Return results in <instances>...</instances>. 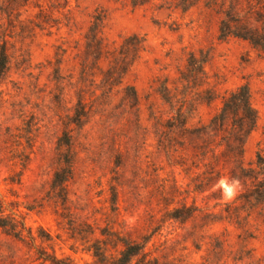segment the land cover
<instances>
[{"label":"rangeland","instance_id":"374dc122","mask_svg":"<svg viewBox=\"0 0 264 264\" xmlns=\"http://www.w3.org/2000/svg\"><path fill=\"white\" fill-rule=\"evenodd\" d=\"M222 20L264 34V0H0V202L24 227L0 228V264H96L123 241L131 264H264V206L236 201L230 125L208 128L245 86L240 160L264 157V48Z\"/></svg>","mask_w":264,"mask_h":264},{"label":"trees","instance_id":"16d2710c","mask_svg":"<svg viewBox=\"0 0 264 264\" xmlns=\"http://www.w3.org/2000/svg\"><path fill=\"white\" fill-rule=\"evenodd\" d=\"M220 36L226 38L234 36L242 40L248 41L254 48H264V34L254 33L249 30L243 32H233L230 30L229 23L226 20L221 21ZM7 65V55L5 49L0 47V77L4 73ZM222 105L219 112L214 115L208 124V128L215 132L226 131L229 124V132L235 141L232 150L235 153L234 166L230 170V177L240 181L245 185V189L236 196V201L242 204L254 206H264V157L257 153L256 159L244 167L240 160L242 155V138L249 135L256 126V113L250 103V96L248 89L245 86H240L233 91H230L222 98ZM65 137V135H64ZM68 145V142H63ZM67 163V162H66ZM254 165V166H253ZM69 177L68 165L61 168L54 173L52 185L62 190L63 184ZM248 184V185H247ZM180 210L174 211V218L182 217ZM188 213L183 217H187ZM0 228L5 232L14 235L15 237H22L24 227L11 215L5 214L4 207L0 202ZM28 237L32 239V234L29 231ZM123 249L119 256L107 261L104 256L98 252H94L93 256L96 258V264H131L134 258L143 255V246L133 242L123 241ZM38 259L44 264H63L61 260L55 256H49L42 252H38Z\"/></svg>","mask_w":264,"mask_h":264}]
</instances>
